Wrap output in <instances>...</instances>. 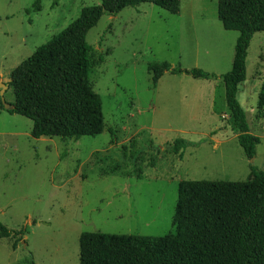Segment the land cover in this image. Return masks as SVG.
Masks as SVG:
<instances>
[{"label": "rangeland", "instance_id": "1", "mask_svg": "<svg viewBox=\"0 0 264 264\" xmlns=\"http://www.w3.org/2000/svg\"><path fill=\"white\" fill-rule=\"evenodd\" d=\"M36 1L0 0V84L85 6L100 3ZM179 1L177 14L149 2L105 12L88 31L100 133L35 138L33 121L2 107L0 96V222L25 230L0 237V264H80L86 231L174 234L182 180L243 181L250 164L264 171V31L250 41L238 93L259 139L248 159L221 77L232 68L239 32L223 27L218 0ZM164 62L216 76L166 71L154 85L153 68ZM4 98L14 102L11 87ZM177 138L187 142L182 159L167 148Z\"/></svg>", "mask_w": 264, "mask_h": 264}, {"label": "trees", "instance_id": "2", "mask_svg": "<svg viewBox=\"0 0 264 264\" xmlns=\"http://www.w3.org/2000/svg\"><path fill=\"white\" fill-rule=\"evenodd\" d=\"M143 2L174 14L180 10L179 0H100L85 6L79 17L13 69L8 85L14 102L9 112L33 121V137L76 140L102 131V100L90 80L92 46L86 35L105 12L118 13ZM217 13L225 29L239 32L232 68L221 77L232 124L239 131L238 143L253 159L259 139L251 132L238 93L247 78L250 41L256 32L264 31V0H218ZM166 71L216 76L201 68H172L164 62L153 68L154 85ZM186 145L177 138L167 148L182 159ZM250 167L243 181L182 180L174 234L81 233L80 264H264V171ZM24 233L23 228L10 230L0 222V237Z\"/></svg>", "mask_w": 264, "mask_h": 264}, {"label": "water", "instance_id": "3", "mask_svg": "<svg viewBox=\"0 0 264 264\" xmlns=\"http://www.w3.org/2000/svg\"><path fill=\"white\" fill-rule=\"evenodd\" d=\"M1 90H0V96H1V101H2V105L4 106V108H6L7 110H10L13 108V105L11 103H8L5 98H4V93H5V89L9 87L8 83H1L0 84ZM23 243H25V241H23Z\"/></svg>", "mask_w": 264, "mask_h": 264}]
</instances>
